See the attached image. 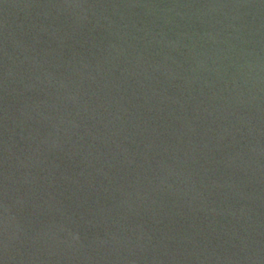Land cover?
Listing matches in <instances>:
<instances>
[{"label": "water", "instance_id": "water-1", "mask_svg": "<svg viewBox=\"0 0 264 264\" xmlns=\"http://www.w3.org/2000/svg\"><path fill=\"white\" fill-rule=\"evenodd\" d=\"M0 264H264V0H0Z\"/></svg>", "mask_w": 264, "mask_h": 264}]
</instances>
